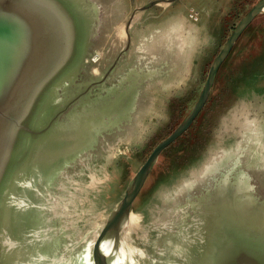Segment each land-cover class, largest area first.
I'll return each mask as SVG.
<instances>
[{
	"label": "water",
	"instance_id": "water-1",
	"mask_svg": "<svg viewBox=\"0 0 264 264\" xmlns=\"http://www.w3.org/2000/svg\"><path fill=\"white\" fill-rule=\"evenodd\" d=\"M178 1H150L137 8L124 21L127 45L108 61L94 46L95 10L107 6L108 21L119 24L124 17L112 20L114 5L120 7L115 0H96L98 5L91 0H0V264H117L123 251L126 257L119 264H264V202L247 181L241 186L237 179H211L213 187L201 192L196 191L201 181L196 183L193 193L199 195L184 199L177 209L175 246L168 250L162 245L152 261L121 242L158 159L196 126L221 67L246 29L264 14V0L236 24L196 102L149 153L84 253L67 262L61 235L44 220V211H53L44 204L48 185L83 153L92 152L81 159L87 173L74 172L69 179H92L95 165L102 162V168L113 152L135 146L152 124V136L170 131L194 99L192 85L204 53H186V40L164 26L174 19L133 22L136 12ZM89 64L91 71H84ZM110 135L114 142L105 138ZM181 144L184 151L187 144ZM197 144L205 149L204 143ZM178 146L176 156L182 152ZM96 147L103 149L99 158L104 161L93 153ZM239 157L232 158L233 166ZM217 160L212 158L202 175L212 173ZM134 256L142 257L141 263Z\"/></svg>",
	"mask_w": 264,
	"mask_h": 264
},
{
	"label": "rangeland",
	"instance_id": "rangeland-1",
	"mask_svg": "<svg viewBox=\"0 0 264 264\" xmlns=\"http://www.w3.org/2000/svg\"><path fill=\"white\" fill-rule=\"evenodd\" d=\"M91 1L98 5L96 0ZM115 1L120 7L116 8L114 5L113 11L111 10L112 20L120 21L124 17L119 24L112 23L111 19L103 21V16L106 17L108 13L107 6L95 10L97 22L93 36L94 46L104 51L102 56L107 57L108 61L127 45L124 21L131 19L137 8L157 0H133L135 3L132 5L130 0ZM258 1L260 0H179V4L162 2L146 11L135 13L133 22L147 21L149 24L160 23L159 21L166 17L174 19L164 26L176 31L186 40V53H204L192 85L195 88V96L170 131L152 136L156 127V124H152L146 137L139 143L132 141L131 143L136 144L133 147H121L120 151L113 152L108 164L102 165V168H99V165L104 160L99 157L104 155V152L101 147H96L93 153L101 163L95 165L92 174L90 173L92 179L86 178V175H82L83 179H69L64 171L71 168V165L74 166L71 170L79 176L81 173H87L83 168L86 163L81 159L92 152L83 153L48 185L46 191L44 190V204L53 210L44 211V220L56 229L54 234L61 235L65 244L61 246V255L67 262L78 258L96 239L149 153L190 111L205 83L215 56L239 20ZM205 13L206 16H202ZM175 18L181 20L177 22L178 19ZM178 25L183 28L178 30ZM133 47L134 44L130 48ZM263 57L264 14L258 16L246 29L221 67L212 94L198 117L196 126L179 144L174 145H179V151L182 150L181 143H186L185 150L176 156L177 146H173L160 156L154 166L133 205V221L121 239L131 252L141 251L144 257L149 256L148 261H152L163 246L168 250L175 246L177 225L181 216L177 209L182 207L184 199L194 201L199 195L193 193L194 186L199 181L200 186L196 190L198 192L204 191L201 188L211 189L214 185V180L211 179H229L230 182L237 179L241 186L247 181L258 201L264 202ZM91 69L89 64L84 71L89 72ZM252 70V75H257V80L251 78ZM84 77L86 78L85 73ZM235 87L236 93L233 91ZM202 126L206 127V130H203ZM194 133L198 136L193 139ZM105 138L115 141L113 135ZM98 140L101 145L102 142ZM199 142L206 145L203 151L201 145L197 144ZM242 149L243 154L240 153ZM239 155L237 164L233 166L232 158ZM114 156L116 158H113ZM212 158L218 159L217 163L220 164H216L212 173L202 175ZM44 185L43 181H39L38 189H43ZM185 192H190V195ZM195 205L199 206L198 203ZM123 256L126 257L124 251L120 256L124 260ZM141 258L136 257L135 261L141 263ZM87 261H90L89 258Z\"/></svg>",
	"mask_w": 264,
	"mask_h": 264
},
{
	"label": "flooded vegetation",
	"instance_id": "flooded-vegetation-1",
	"mask_svg": "<svg viewBox=\"0 0 264 264\" xmlns=\"http://www.w3.org/2000/svg\"><path fill=\"white\" fill-rule=\"evenodd\" d=\"M108 14V13H107ZM203 16V15H202ZM108 20V15L106 17L103 18V21ZM74 166L71 165V168H73ZM71 168H67L64 172L67 173V177H70L72 173H74Z\"/></svg>",
	"mask_w": 264,
	"mask_h": 264
},
{
	"label": "bare ground",
	"instance_id": "bare-ground-1",
	"mask_svg": "<svg viewBox=\"0 0 264 264\" xmlns=\"http://www.w3.org/2000/svg\"><path fill=\"white\" fill-rule=\"evenodd\" d=\"M103 247H104V249H105L106 252H109V251H108V248L106 247V245H104ZM89 257H90V256L86 255V259H87V260H88ZM123 257H124V256H123ZM124 258H125V257H124ZM122 261H123V259H122L121 257H119L118 260H117V264L121 263ZM89 262H90V261H88V263H89Z\"/></svg>",
	"mask_w": 264,
	"mask_h": 264
},
{
	"label": "trees",
	"instance_id": "trees-1",
	"mask_svg": "<svg viewBox=\"0 0 264 264\" xmlns=\"http://www.w3.org/2000/svg\"><path fill=\"white\" fill-rule=\"evenodd\" d=\"M263 62H264V57H263ZM252 72H253V70L251 71V74H250L251 78L256 79L257 75H254V74L252 75ZM236 87L233 89L234 92H236Z\"/></svg>",
	"mask_w": 264,
	"mask_h": 264
},
{
	"label": "crops",
	"instance_id": "crops-1",
	"mask_svg": "<svg viewBox=\"0 0 264 264\" xmlns=\"http://www.w3.org/2000/svg\"><path fill=\"white\" fill-rule=\"evenodd\" d=\"M203 16H206V13L205 14H202Z\"/></svg>",
	"mask_w": 264,
	"mask_h": 264
}]
</instances>
